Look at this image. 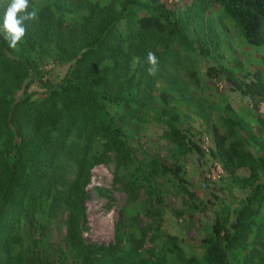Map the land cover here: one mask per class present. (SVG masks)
<instances>
[{
    "label": "trees",
    "instance_id": "16d2710c",
    "mask_svg": "<svg viewBox=\"0 0 264 264\" xmlns=\"http://www.w3.org/2000/svg\"><path fill=\"white\" fill-rule=\"evenodd\" d=\"M51 1L38 10L37 20L25 23V36L16 49L8 47L0 32V264H52L39 247L23 250V234L28 226L41 224L61 209L68 214L66 247L79 264H264L260 185L234 221L230 223L228 215L215 217L211 234L201 240L202 258L187 256L175 236H168L161 250L151 253L142 251L143 241L131 238L123 243L119 234L109 246L86 242V202L93 169L114 158L130 162L125 121L146 113L155 78H165L167 64L177 61L173 43L178 41L186 50L191 43L186 23L161 4L145 7L146 13L139 17L133 12L137 0H125L120 9L114 3L98 8V3L87 1V15L67 20V0ZM197 7L221 10L250 46H264V0H196ZM5 11L6 4L0 0V26ZM126 18L128 30L118 29ZM154 40L158 47L152 45ZM149 51L159 61L155 76L147 73ZM49 54L75 62L66 79L51 86L42 100L27 96L17 100L40 57ZM135 58L138 64H133ZM226 70L244 95L264 99L261 71L255 80L241 83L234 78L233 67ZM170 89L178 91L173 80ZM177 118L168 123L171 136L186 147ZM228 120L232 134L239 127L245 140L259 148L264 162V119L258 118L253 127L243 116ZM227 140L215 129L212 155L235 182L240 181L236 170L248 169L250 178L240 182L247 185L259 175V160L243 146V139L234 136L230 144Z\"/></svg>",
    "mask_w": 264,
    "mask_h": 264
},
{
    "label": "rangeland",
    "instance_id": "374dc122",
    "mask_svg": "<svg viewBox=\"0 0 264 264\" xmlns=\"http://www.w3.org/2000/svg\"><path fill=\"white\" fill-rule=\"evenodd\" d=\"M87 1L98 3V8L114 3L117 9L125 2L67 0V20L70 16L81 19L87 15ZM51 2L29 0V6L39 10ZM137 2L133 12L139 17L146 13L145 7L158 4L171 10L186 23L191 45L186 50L178 41L173 43L177 61L167 64L165 78H155L146 113L125 121L126 138L132 149L130 162L121 163L114 158L93 169L84 237L88 244L109 246L119 234L123 243L131 238L143 241L142 251L151 253L161 250L168 236H175L187 256L202 258L205 249L201 240L211 234L215 217L228 215L231 223L254 188L260 185L264 191L262 153L245 140L247 137L239 127L232 134L228 123L229 117L243 116L253 127L258 118L264 119V99L244 95L229 80L226 70L233 67L234 78L241 83L255 80L258 71L264 78V46H250L221 10L195 8L196 0ZM128 26L127 18L117 24L123 31ZM203 40L207 41L206 46ZM152 45L158 47L155 40ZM74 63L63 62L53 54L40 57L17 100L26 96L44 99L51 86L66 79ZM172 80L178 91L170 89ZM165 93L169 96L163 98ZM176 117V125L186 137V147H180L171 136L168 123ZM215 129L228 138V144L234 136L243 139V146L259 160V175L249 184H240L250 178L248 169L236 170L240 181L235 182L222 162L212 155ZM96 148L100 150V146ZM67 215V209H61L41 224L25 228L23 250L39 247V252L46 253L52 264H79L66 247Z\"/></svg>",
    "mask_w": 264,
    "mask_h": 264
},
{
    "label": "clouds",
    "instance_id": "9594fccd",
    "mask_svg": "<svg viewBox=\"0 0 264 264\" xmlns=\"http://www.w3.org/2000/svg\"><path fill=\"white\" fill-rule=\"evenodd\" d=\"M6 4L3 24L0 26V32L3 33L4 40L8 47L16 49L26 33L25 23L38 19V10L33 8L29 11V0H3ZM139 58L133 60V64H138ZM147 73L149 76H155L158 71L159 61L151 51L147 53Z\"/></svg>",
    "mask_w": 264,
    "mask_h": 264
}]
</instances>
